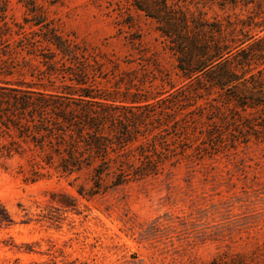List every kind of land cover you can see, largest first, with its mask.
I'll use <instances>...</instances> for the list:
<instances>
[{"label": "rangeland", "instance_id": "obj_1", "mask_svg": "<svg viewBox=\"0 0 264 264\" xmlns=\"http://www.w3.org/2000/svg\"><path fill=\"white\" fill-rule=\"evenodd\" d=\"M185 3L202 10L209 22L247 14L241 4L222 9L206 0ZM35 4L36 16L31 17L17 0H0V60L6 59L0 64V82L73 99L81 90L104 93L133 111L154 104L161 113L164 107L161 123L168 122L173 132L172 122L178 120L184 130L180 146L185 147L183 153L177 147L176 156L156 176L116 187L105 176L103 191L91 198L76 191L89 190L86 170L61 176L54 171L56 160L48 167L35 156L30 164L39 177L30 182L25 159L0 157V264L50 259L74 264H264V143L212 149L183 103L173 105L174 120L169 116L170 102L183 83L155 23L129 0ZM36 20L69 42L77 52L75 62L55 55L39 39L43 30L34 26ZM146 97L154 99L143 103ZM158 118L148 129L157 126ZM176 135L166 137L171 150L178 143ZM8 140L0 136V146ZM70 197L76 208L64 212L59 202Z\"/></svg>", "mask_w": 264, "mask_h": 264}, {"label": "trees", "instance_id": "obj_2", "mask_svg": "<svg viewBox=\"0 0 264 264\" xmlns=\"http://www.w3.org/2000/svg\"><path fill=\"white\" fill-rule=\"evenodd\" d=\"M17 1L31 17L36 16L35 0ZM129 1L133 9L155 23L183 83L179 95L170 102L169 116L176 113L173 105L183 103L212 149L264 143V0H206L222 9L241 4L247 13L212 22L202 10L190 9L186 0ZM34 26L43 30L39 39L55 55L76 61L77 52L56 30L40 20ZM0 55L4 57L2 52ZM5 60L0 64H6ZM8 85L0 82V136L9 139L0 146V157L25 159L32 171L26 181L35 182L39 177L30 164L35 156L48 167L56 160L54 171L61 176L89 172V190L78 187L76 191L82 198H91L103 191L105 176H111L115 187L144 180L156 176L176 156L177 147L184 151L185 146H180L184 130L174 120L176 115L173 132L168 122L161 123L164 107L159 108L161 113H156L154 104L133 111V107L117 105L120 100L104 93L92 95L81 90L78 99H73L70 94L56 96L46 90ZM147 99L154 97H146L143 103ZM155 117H159L157 126L148 129ZM170 133L177 134L174 150L166 139ZM59 203L64 212L75 210L77 204L71 197ZM74 262L50 259L29 264ZM208 264L225 263L212 260Z\"/></svg>", "mask_w": 264, "mask_h": 264}]
</instances>
